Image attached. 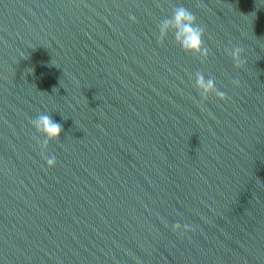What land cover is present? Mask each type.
Here are the masks:
<instances>
[{
    "label": "water",
    "instance_id": "95a60500",
    "mask_svg": "<svg viewBox=\"0 0 264 264\" xmlns=\"http://www.w3.org/2000/svg\"><path fill=\"white\" fill-rule=\"evenodd\" d=\"M0 264H264V0H0Z\"/></svg>",
    "mask_w": 264,
    "mask_h": 264
},
{
    "label": "clouds",
    "instance_id": "9594fccd",
    "mask_svg": "<svg viewBox=\"0 0 264 264\" xmlns=\"http://www.w3.org/2000/svg\"><path fill=\"white\" fill-rule=\"evenodd\" d=\"M135 20V17H132ZM159 40L161 43L164 42L169 32H172L176 43L182 47L187 53L207 59L209 56V49L205 46L204 35L205 29L197 23V17L186 7L179 6L174 8L172 16L170 18L163 19L159 24ZM244 49L241 47H235L229 49L228 54L233 58L237 68L242 67L246 61L241 57ZM239 84V81H234ZM196 87L203 99H207L209 95L215 94L219 99H227L226 94L220 91L216 87L214 79H206L203 73H197ZM33 126L38 132L44 133L47 136L43 147H47L48 141L52 139H59L61 133L64 131L63 126L56 122L52 116L47 114H41L36 119L31 121ZM56 158H48L47 164L49 167L56 165ZM185 230H192L188 225L183 226ZM175 229H180V225L177 224Z\"/></svg>",
    "mask_w": 264,
    "mask_h": 264
}]
</instances>
